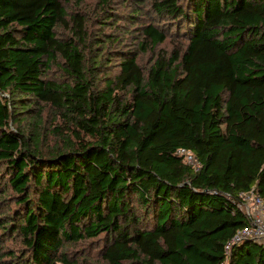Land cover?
I'll list each match as a JSON object with an SVG mask.
<instances>
[{
    "label": "trees",
    "instance_id": "obj_1",
    "mask_svg": "<svg viewBox=\"0 0 264 264\" xmlns=\"http://www.w3.org/2000/svg\"><path fill=\"white\" fill-rule=\"evenodd\" d=\"M85 1L0 0V264H78L101 236L105 264H264L233 242L242 195L264 199V0H100L110 31L74 14L59 37ZM46 107L64 149L42 148Z\"/></svg>",
    "mask_w": 264,
    "mask_h": 264
},
{
    "label": "rangeland",
    "instance_id": "obj_2",
    "mask_svg": "<svg viewBox=\"0 0 264 264\" xmlns=\"http://www.w3.org/2000/svg\"><path fill=\"white\" fill-rule=\"evenodd\" d=\"M100 0H86L81 6H67L68 10V27L66 26H58V36L61 38L71 36V30L70 28L73 26L72 23V16L74 14H82L86 19L89 20L88 29L92 35V39L96 36L98 33H107V28L102 27L106 19L103 15H100L101 12V4L99 2ZM114 7L119 10L121 14H128L130 13V9H127L125 5L122 4L119 0H115ZM145 21H148V17L146 16ZM121 25H125L127 27V22H122ZM122 27L118 30H121ZM178 31V28H173L172 33H176ZM113 34H118L119 31L112 32ZM171 37L167 40L166 43L158 46L154 51H148L146 53L139 54V63L144 68L149 67L152 64V61L155 57V53L159 51L160 49H165L170 51L173 48V43L171 41L178 42L179 39L174 35H170ZM95 43L92 42L93 47H91L92 51L86 52L88 55L93 56L92 53L95 52ZM125 50V51H137V46L135 44V41L133 38H129L127 36H123V42L119 45H115L112 47V50ZM111 50V49H110ZM111 50V51H112ZM107 53V52H106ZM112 55V54H111ZM107 65V60L105 61ZM118 62L116 59L113 61V64ZM113 73L118 71V68L116 66H111L109 68ZM49 75L54 76L56 75V72L51 71ZM43 122L42 125L37 127L38 131L41 132L43 143L42 148L45 152H52L55 149H64L66 147V143L63 142L62 136H60V133L58 130H55L54 124L55 118L54 114L51 108L46 107L44 114L42 115ZM58 127H62V131H65L67 133L66 128L64 125L60 124V122L57 123ZM26 127L29 129H34V126L31 124H26ZM59 129V128H57ZM66 139V138H65ZM12 249L20 250L23 248V244L20 241H10L7 243ZM103 245V239L102 236L100 238L95 239H86L82 240L76 244H73L70 248L69 255L71 259L75 262H78V264H105V261L103 259V254L101 253V248Z\"/></svg>",
    "mask_w": 264,
    "mask_h": 264
},
{
    "label": "built area",
    "instance_id": "obj_3",
    "mask_svg": "<svg viewBox=\"0 0 264 264\" xmlns=\"http://www.w3.org/2000/svg\"><path fill=\"white\" fill-rule=\"evenodd\" d=\"M180 154L186 155L189 163L195 165V159L190 152L180 150ZM245 202L244 209L251 219V225L240 230L234 237L233 242H239L242 239H253L264 243V199L254 191L242 195Z\"/></svg>",
    "mask_w": 264,
    "mask_h": 264
}]
</instances>
